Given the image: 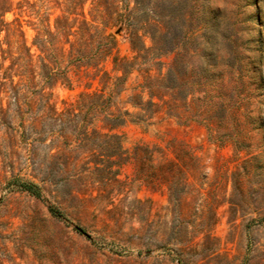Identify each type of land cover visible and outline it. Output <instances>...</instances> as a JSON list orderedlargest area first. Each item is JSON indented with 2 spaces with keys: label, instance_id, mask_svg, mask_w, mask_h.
Masks as SVG:
<instances>
[{
  "label": "rangeland",
  "instance_id": "obj_1",
  "mask_svg": "<svg viewBox=\"0 0 264 264\" xmlns=\"http://www.w3.org/2000/svg\"><path fill=\"white\" fill-rule=\"evenodd\" d=\"M29 2L25 12H7L5 19L18 16L35 57L34 13L49 11L51 4ZM197 5V33L207 18L216 17L217 35L229 32L251 64L240 62L233 80L221 87L222 95L232 92L233 104L223 99L224 119L212 131L195 121L178 123L162 111L118 127L129 155L119 183L102 187L91 177L67 176L66 166L92 160L96 146L87 144L81 154L74 123L63 127L48 116L40 133L22 128L20 113L26 125L43 113V102L32 98L18 111L11 99H0L6 109L0 110V264H264V0H198ZM110 31L118 40L117 54L131 57L124 27ZM144 41L150 45L148 37ZM101 68L113 75L110 59ZM94 74L93 68L70 66L69 86L58 81L45 89L56 111L74 104L81 92L98 91L101 72ZM134 84L131 75L116 99L121 109ZM93 124L101 122L89 124L88 133ZM168 160L174 162L169 172L162 167ZM38 164L45 174H39ZM22 181L35 183L41 197L21 189ZM76 189L88 204L71 196Z\"/></svg>",
  "mask_w": 264,
  "mask_h": 264
},
{
  "label": "trees",
  "instance_id": "obj_2",
  "mask_svg": "<svg viewBox=\"0 0 264 264\" xmlns=\"http://www.w3.org/2000/svg\"><path fill=\"white\" fill-rule=\"evenodd\" d=\"M197 1L45 0L51 4L49 11L34 13L39 20L31 42L38 50L34 57L18 16L10 21L5 19L7 12H25L31 6L29 0H0V99H11L18 111L21 104L32 98L43 102V113L26 125L20 113L18 125L22 128L40 133L48 116L63 127L68 122L74 123L78 135L75 148L81 154L87 144L96 146L89 153L92 160L73 164L72 169L66 166L67 176L91 177L102 187L119 183L117 175L129 155L122 146V135L115 132L118 127L128 121H144L162 111L178 123L195 121L204 124L208 132L212 131L224 119L227 107L223 99H228V105L233 104L232 92L222 95L221 87L233 80L234 69L240 62L245 60L251 64V58L238 49L229 32L217 35L216 17H206L201 32L197 33ZM116 25L126 30L131 57L117 54L118 40L110 31ZM172 25L177 26L176 31ZM145 37L149 38L150 45L145 44ZM220 43L224 45L222 51H219ZM172 53L174 57L169 63L161 60ZM108 59L112 62L113 75L101 68ZM70 66L76 70L93 68L94 76L101 72L100 88L81 92L74 104L56 111L49 102L52 93L45 89H51L58 81L69 86ZM131 75L135 84L130 87L121 109L116 99L127 89ZM126 105L138 111L131 112ZM0 110L6 111L2 107ZM93 122L101 125L93 124L88 133L87 127ZM173 165L168 160L162 167L169 172ZM36 169L39 174L47 171L42 164ZM19 186L41 197L35 183L22 181ZM82 194L76 189L71 196L86 205L89 198ZM48 208L52 214L61 216L53 205Z\"/></svg>",
  "mask_w": 264,
  "mask_h": 264
}]
</instances>
